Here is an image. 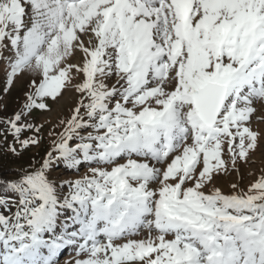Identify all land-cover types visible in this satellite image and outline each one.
<instances>
[{"label": "snow or ice", "instance_id": "snow-or-ice-1", "mask_svg": "<svg viewBox=\"0 0 264 264\" xmlns=\"http://www.w3.org/2000/svg\"><path fill=\"white\" fill-rule=\"evenodd\" d=\"M0 49L14 53L8 86L38 73L7 121L21 149L38 143L20 139L35 127L23 117L82 76L58 155L7 182L18 201L0 213V264H57L69 246L66 264H264V176L210 187L225 149L235 168L262 139L264 0H0ZM54 160L98 166L62 195Z\"/></svg>", "mask_w": 264, "mask_h": 264}, {"label": "rangeland", "instance_id": "rangeland-1", "mask_svg": "<svg viewBox=\"0 0 264 264\" xmlns=\"http://www.w3.org/2000/svg\"><path fill=\"white\" fill-rule=\"evenodd\" d=\"M14 56V53L9 49H0V153L8 157V162L15 164L18 173L22 174L24 171H31L34 167H39L43 158L47 156L50 151H53L54 155L58 153L54 152L55 143H58L61 138V133L64 132L65 125L61 124V121H66L70 118L72 110L76 107L77 102L80 99V93L75 91V85L82 80L81 75L75 74L73 70V79L71 83L63 90L62 95L56 100L46 99L48 104V110L34 109L32 112L23 117V122L39 127V132L32 129H25L20 139L38 138L37 144H30L27 148L21 149L20 145L16 143L15 137L9 131L10 126L7 121L14 118L15 115L23 109V106L27 99V94L32 91L30 87L33 78L38 79V73L25 69L23 72L18 73L13 79L11 86L7 85V73L10 71L9 61ZM82 56L80 53H75L69 58L71 63H80ZM115 78L111 82H114ZM110 82V83H111ZM7 87V91L5 88ZM257 108L256 114L251 120V127L253 130L262 134V139L258 144L256 150L251 152L247 161H236V167L233 168L229 156L226 153L224 159L228 161L229 170L226 173H220L214 176L213 184L210 187L219 188L224 193L243 192L247 191L248 186L257 181L261 176H264V119H257V117L264 118V107L259 103L255 105ZM5 123V124H4ZM4 124V125H3ZM88 131H91L89 129ZM87 134L86 132L84 133ZM79 142L77 140H70V146H75ZM15 146L18 154H13L9 151V146ZM123 163V160L119 161ZM98 165L82 161V164L69 168L66 167L63 162L53 161L52 166L49 169L50 179L56 181L57 187L61 191L62 195H67L69 187L65 181H74L80 179L85 175L90 176V167H96ZM108 167L110 170L111 166ZM235 184L237 188L233 189L231 186ZM207 190V189H206ZM11 194V191L7 192ZM14 200L11 203L10 211L5 207L0 210V213L4 215H11L16 209L14 208ZM9 204V203H8ZM72 213L70 210H65L62 215V219L70 216ZM148 235L147 229H142L137 235L130 237L132 239H146ZM155 236L156 233H153ZM47 238V236L45 237ZM171 237H166L170 239ZM76 258L75 251L72 247H66L61 250V253L57 256V264H66V262H72ZM82 258V257H80Z\"/></svg>", "mask_w": 264, "mask_h": 264}, {"label": "trees", "instance_id": "trees-1", "mask_svg": "<svg viewBox=\"0 0 264 264\" xmlns=\"http://www.w3.org/2000/svg\"><path fill=\"white\" fill-rule=\"evenodd\" d=\"M20 175L21 174L18 173L15 164L9 163L8 157L4 156L3 153H0V199L7 201V203H9L8 207H10L11 203H13L14 200L16 202L18 201V196L7 188V182L17 179ZM8 191H11V194H8ZM13 206L15 208V203ZM3 208L4 206H0V210H2Z\"/></svg>", "mask_w": 264, "mask_h": 264}]
</instances>
